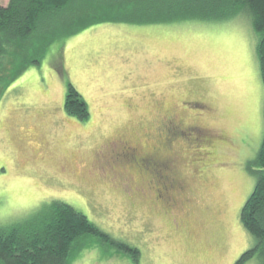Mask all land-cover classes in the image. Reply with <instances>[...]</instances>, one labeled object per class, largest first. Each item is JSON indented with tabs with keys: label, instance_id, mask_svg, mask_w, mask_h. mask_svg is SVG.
Masks as SVG:
<instances>
[{
	"label": "rangeland",
	"instance_id": "1",
	"mask_svg": "<svg viewBox=\"0 0 264 264\" xmlns=\"http://www.w3.org/2000/svg\"><path fill=\"white\" fill-rule=\"evenodd\" d=\"M90 14L37 32L33 61L21 63L13 48L0 58V226L44 223L61 200L140 248L138 261L85 236L69 264H235L256 243L241 211L264 139V81L249 19L134 24L95 6ZM68 81L88 104L86 121L66 112ZM170 110L192 131L171 147L181 157L167 199L145 186L140 172L148 169H123L126 157L115 151L128 131L142 148L160 136Z\"/></svg>",
	"mask_w": 264,
	"mask_h": 264
},
{
	"label": "trees",
	"instance_id": "2",
	"mask_svg": "<svg viewBox=\"0 0 264 264\" xmlns=\"http://www.w3.org/2000/svg\"><path fill=\"white\" fill-rule=\"evenodd\" d=\"M94 6L95 9L99 7V13L104 14L101 16L112 15L116 19L131 21L134 24L163 23L172 19L217 22L244 16L249 19L256 36L264 81V0H10L8 5L0 4V58L13 48L14 55L18 56L20 61L23 60L21 63L33 61L34 53L39 54L40 50L34 46L35 39L41 41V36L36 38L37 32L49 26L57 28L61 26V22H69L74 14H77L80 21L86 22L92 18L90 11ZM76 25L70 23L69 31H73ZM35 60L40 62V57L37 56ZM5 80L6 75L0 71V85L4 84ZM67 89L66 112L86 121L90 116L86 100L72 82H67ZM163 123L164 132H159L161 135L156 138L151 136L150 142L142 144L143 148L136 141L134 147L141 152V157L137 158L135 152L132 153L133 160L125 158L124 166L132 168L135 172L139 170L140 165L148 169L145 174L140 172V176L144 177L145 186L153 189L154 193L159 190L168 199L178 184L176 171L181 154L180 151L173 152L174 157H170V152H166L172 142L175 144L179 139L182 140L179 134L191 126L184 125L181 128L175 120L169 129V123L161 121V124ZM198 132L202 134L201 129H198ZM184 143L179 145V148ZM173 160V175H170L164 165L171 164ZM250 170L256 176V185L242 207L241 220L247 233L255 238L256 243L246 249L235 264H247L253 258H258L260 264H264V139ZM49 211L44 223L37 221L31 224L30 220L24 219L20 224L17 223V226H0V264H69L75 244L85 236L111 243L119 251L130 253L135 258L138 255L139 261V247L133 249L130 244L113 238L72 205L57 200L52 203Z\"/></svg>",
	"mask_w": 264,
	"mask_h": 264
},
{
	"label": "flooded vegetation",
	"instance_id": "3",
	"mask_svg": "<svg viewBox=\"0 0 264 264\" xmlns=\"http://www.w3.org/2000/svg\"><path fill=\"white\" fill-rule=\"evenodd\" d=\"M170 113H173V114L172 115L169 114V115L165 116L164 117L165 119L163 120V122L166 121L167 123H169L167 125L169 127V129H171L170 126H172L174 124V121L175 120H176V122L182 121L181 118L178 119L179 116L178 117L177 116L176 117L174 116L175 110H170ZM178 123L180 124V125L177 124V125H179V127L182 128V126H184L183 123H181V122H178ZM188 133H191V127H187L179 135H180L181 138H183L184 136H187ZM125 135H128L131 140L130 139H127V138H122L123 140H121V142H120V144H119V146H118V148L116 149L115 152H119L120 154H122V156L126 157L127 159H129L130 155L132 156V153L135 152V155H137L136 157L138 158V148L137 147H134L135 146V143L138 142V138L136 136H133L132 134H130L129 131L126 132ZM132 137H134L135 139H132ZM132 140H135V141H132ZM172 143L174 144V142H172ZM173 144H172V146H173ZM171 147H170V149L166 153H169L172 150ZM168 156L174 157L173 153L171 155V152H170V155H168ZM134 160H136V159L134 158ZM174 163L175 162L173 160L171 162V164L170 163H167V164L164 165L165 168L167 167L166 169L168 171V174L171 173L170 175H173V165H174ZM123 169H125V166H123ZM168 178H169V176H168Z\"/></svg>",
	"mask_w": 264,
	"mask_h": 264
},
{
	"label": "bare ground",
	"instance_id": "4",
	"mask_svg": "<svg viewBox=\"0 0 264 264\" xmlns=\"http://www.w3.org/2000/svg\"><path fill=\"white\" fill-rule=\"evenodd\" d=\"M176 212V211H175Z\"/></svg>",
	"mask_w": 264,
	"mask_h": 264
}]
</instances>
